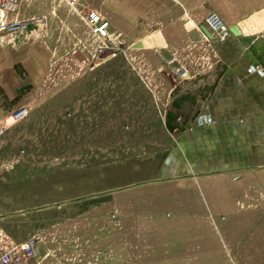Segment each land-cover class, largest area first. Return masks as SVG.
<instances>
[{"label": "rangeland", "instance_id": "1", "mask_svg": "<svg viewBox=\"0 0 264 264\" xmlns=\"http://www.w3.org/2000/svg\"><path fill=\"white\" fill-rule=\"evenodd\" d=\"M107 1L105 9V0H59V18L41 19L48 32L17 30L15 42L0 47L19 52L33 43L46 61L38 80L17 67L19 99L11 108L1 103L3 241L34 239L35 264H264V223L243 236L237 249L245 257H237L219 215L196 220L160 209L172 202L161 165L210 83H181L195 73L168 64V52L131 48L141 35L121 34L118 15L128 12L121 0ZM70 3L79 13H65ZM9 7L0 0V23L17 20ZM93 9L113 22L106 38L93 31ZM253 209L264 213V203L257 199Z\"/></svg>", "mask_w": 264, "mask_h": 264}, {"label": "crops", "instance_id": "2", "mask_svg": "<svg viewBox=\"0 0 264 264\" xmlns=\"http://www.w3.org/2000/svg\"><path fill=\"white\" fill-rule=\"evenodd\" d=\"M74 4L63 9L68 16L82 8ZM120 7L128 12L118 15L121 34L141 35L135 42L150 34V48L146 36L139 50L168 52L170 56L164 58L168 64L176 62L184 71L195 73L181 83H210L191 102L188 112L215 122L192 127L186 123L188 130L173 135L161 165L168 183L166 198L172 202L160 209L174 215L187 211L196 220L219 215L224 220L220 229L231 237L228 242L238 251L237 257L240 252L245 257L246 249H237L243 236L249 238L256 224L264 223V213L256 216L252 211L257 199L264 203V0H121ZM59 11V0H20L17 7L7 9L17 20H33L24 28L26 33L42 28L48 32L47 22L41 24V19L59 18ZM209 11L217 12L229 27L237 26L241 34L232 33L226 41H213L209 46L200 26ZM93 12L112 29V20ZM21 44L25 45L19 52H15L16 45L0 49V134L5 129L1 121L7 118L4 107L11 108L20 96L17 67L38 80L46 65L44 55L36 51L39 45ZM178 105L181 110L187 107ZM226 210L231 216L225 222ZM29 262L35 264L34 259Z\"/></svg>", "mask_w": 264, "mask_h": 264}, {"label": "built area", "instance_id": "3", "mask_svg": "<svg viewBox=\"0 0 264 264\" xmlns=\"http://www.w3.org/2000/svg\"><path fill=\"white\" fill-rule=\"evenodd\" d=\"M10 7H17L20 0H5ZM89 22L93 27V31L98 35V37L106 38L109 36V22L103 19L96 12H91L88 16ZM32 19L26 20H15L9 23L5 21L0 23V32L6 31L10 32L11 39L6 40L5 37L0 36V46L4 45L5 41L15 42L12 33L14 31H19L23 33L25 27L32 22ZM206 27L212 34V39H210L204 32L203 36L209 46H211L214 40L225 41L231 35L232 32L229 26L225 23L223 18L215 11H209L203 18V23L200 25ZM24 29V30H23ZM201 29V27H200ZM202 31V30H201ZM32 34V33H30ZM26 108L20 110V116L27 113ZM215 122L210 117L206 115H198L196 117L190 118L189 125L192 127L193 124H205ZM36 242L34 239H28L21 243H5L0 234V264H25L27 261L31 260L35 256Z\"/></svg>", "mask_w": 264, "mask_h": 264}, {"label": "water", "instance_id": "4", "mask_svg": "<svg viewBox=\"0 0 264 264\" xmlns=\"http://www.w3.org/2000/svg\"><path fill=\"white\" fill-rule=\"evenodd\" d=\"M203 30L210 38H212V34L210 32H208L205 27H203ZM230 30L234 35H240L241 34V31L239 30V28L237 26L230 27ZM143 47L144 46H143V43L141 41L133 43V45L131 46V48H133V49H141Z\"/></svg>", "mask_w": 264, "mask_h": 264}]
</instances>
